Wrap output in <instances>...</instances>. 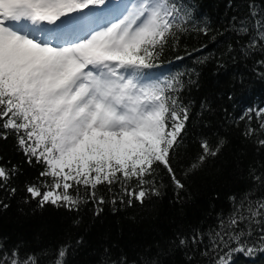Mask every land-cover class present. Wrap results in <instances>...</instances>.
<instances>
[{
    "label": "snow or ice",
    "instance_id": "obj_1",
    "mask_svg": "<svg viewBox=\"0 0 264 264\" xmlns=\"http://www.w3.org/2000/svg\"><path fill=\"white\" fill-rule=\"evenodd\" d=\"M249 9L248 17H233L231 30L245 58L259 57L254 71L264 79V9ZM194 10L183 0H0V140L13 137L24 156L12 163L0 155V211L18 193L35 209L79 212L93 203L96 215L106 202L114 210L117 203L146 207L169 186L174 202L183 200L188 178L219 158L228 143L201 137L185 167L180 153L190 109L180 95L184 82L151 72L182 36L209 35ZM234 50L230 43L228 53ZM245 118L242 135L256 153L264 152V107L247 109ZM24 163L40 170L17 184ZM246 179L251 186L229 197L232 212L215 227L177 233L168 242L185 250L187 264H232L236 253L264 254V163L249 164ZM100 186L110 194L107 201L97 195ZM82 242L24 254L0 242V264H45L49 257L47 264H67ZM104 254L101 264H160L159 254L137 261L107 248Z\"/></svg>",
    "mask_w": 264,
    "mask_h": 264
},
{
    "label": "trees",
    "instance_id": "obj_2",
    "mask_svg": "<svg viewBox=\"0 0 264 264\" xmlns=\"http://www.w3.org/2000/svg\"><path fill=\"white\" fill-rule=\"evenodd\" d=\"M183 2L194 5V16L200 26H208L209 35L192 32L182 36L178 46L164 51L154 69L165 68L162 78L177 76L184 82L180 95L190 111L185 129L187 145L180 153L182 164L188 165L199 151L196 141L204 136L213 141L217 137L226 138L228 143L221 156L188 178L187 193H182L184 198L180 203L174 202L169 186L162 190L161 197H153L151 203L146 201V207L134 203L129 208L117 203L114 210L106 202L101 206L103 211L96 215L93 203L82 205L79 212L50 205L35 209V202L24 204L23 193H18L8 201L10 207L0 211V242L6 250L19 246L24 254L53 249L66 241L82 238L83 242L67 256V264H101L106 248L114 256L124 253L132 261L159 254L160 264H187L185 250L172 248L168 242L177 233L187 235L193 229L206 232L215 227L221 216L232 212L229 197H239L251 186L246 179L247 167L255 162L264 163V152L256 153L253 142L242 135L248 121L240 117L247 109L264 107V79L254 71L259 57L245 58L241 54L231 26L233 17L249 16L250 4L257 10L264 9V0ZM230 43L235 49L232 53L227 51ZM203 45L207 47L196 51ZM178 56L182 59H177ZM251 125L257 127L255 119ZM0 155L12 163L24 160L13 137L0 140ZM23 168L25 175L17 184L37 176L40 170L39 165L30 168L26 163ZM101 194L106 201L110 198L105 186L98 188L97 195ZM47 259L50 257L45 264ZM232 264H264V254L249 257L236 253Z\"/></svg>",
    "mask_w": 264,
    "mask_h": 264
},
{
    "label": "rangeland",
    "instance_id": "obj_3",
    "mask_svg": "<svg viewBox=\"0 0 264 264\" xmlns=\"http://www.w3.org/2000/svg\"><path fill=\"white\" fill-rule=\"evenodd\" d=\"M113 3H120V0H112ZM165 71V68L163 69H152L151 72L154 74V75H157V76H161L162 77V74L163 72Z\"/></svg>",
    "mask_w": 264,
    "mask_h": 264
}]
</instances>
